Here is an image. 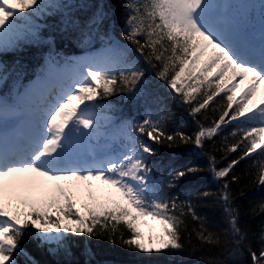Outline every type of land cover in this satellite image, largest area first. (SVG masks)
<instances>
[{"label": "snow or ice", "instance_id": "1", "mask_svg": "<svg viewBox=\"0 0 264 264\" xmlns=\"http://www.w3.org/2000/svg\"><path fill=\"white\" fill-rule=\"evenodd\" d=\"M262 85L264 0H0V264H264Z\"/></svg>", "mask_w": 264, "mask_h": 264}, {"label": "trees", "instance_id": "2", "mask_svg": "<svg viewBox=\"0 0 264 264\" xmlns=\"http://www.w3.org/2000/svg\"><path fill=\"white\" fill-rule=\"evenodd\" d=\"M109 2L112 3L114 0H109ZM239 96L240 92L238 91L237 98H239ZM225 135H227V133H225ZM184 159H186V157ZM181 162H183V160ZM261 196H264V193H258L255 199L258 200ZM27 247L38 261L52 260V257L48 256L43 251L36 249L34 244L30 243ZM83 247L84 244L81 242L79 248L74 249L76 258L81 260L82 264L86 259V257L81 255ZM91 247L95 252L93 264H95L96 261H99V264H132L135 260V257H133L127 249H123L118 245H112L107 241H101L99 243L93 241L91 242Z\"/></svg>", "mask_w": 264, "mask_h": 264}, {"label": "rangeland", "instance_id": "3", "mask_svg": "<svg viewBox=\"0 0 264 264\" xmlns=\"http://www.w3.org/2000/svg\"><path fill=\"white\" fill-rule=\"evenodd\" d=\"M92 185V191L97 197H103L108 191L107 189H105V192L99 191V182H95ZM84 202H88V195L86 192L80 195L78 199V207ZM138 228L144 234L145 239H147L149 236H158L162 231L163 225H161L158 221L152 220L151 218H141L138 221Z\"/></svg>", "mask_w": 264, "mask_h": 264}]
</instances>
